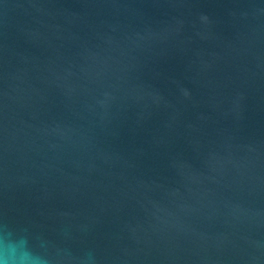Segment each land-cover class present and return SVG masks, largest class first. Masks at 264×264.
Wrapping results in <instances>:
<instances>
[{"label":"water","instance_id":"water-1","mask_svg":"<svg viewBox=\"0 0 264 264\" xmlns=\"http://www.w3.org/2000/svg\"><path fill=\"white\" fill-rule=\"evenodd\" d=\"M0 264H264V0H0Z\"/></svg>","mask_w":264,"mask_h":264}]
</instances>
